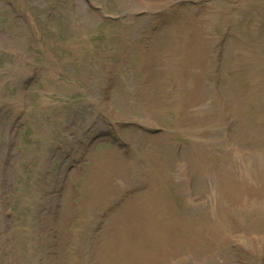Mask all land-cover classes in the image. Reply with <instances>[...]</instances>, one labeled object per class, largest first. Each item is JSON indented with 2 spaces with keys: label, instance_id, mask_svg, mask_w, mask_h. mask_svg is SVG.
Segmentation results:
<instances>
[{
  "label": "rangeland",
  "instance_id": "obj_1",
  "mask_svg": "<svg viewBox=\"0 0 264 264\" xmlns=\"http://www.w3.org/2000/svg\"><path fill=\"white\" fill-rule=\"evenodd\" d=\"M68 1L0 0V109L12 111L8 124L0 119V264H106L121 229H132L143 246L156 229L150 201L136 203L150 183L163 196L159 212L205 228L201 249L174 264H264V0H200L206 5L195 17L180 0H104L114 18L106 24L88 11L103 0H72L69 8ZM152 22L158 29L150 30ZM178 105L193 106L188 121L199 119L188 124ZM205 115L220 135L201 129ZM21 123L28 126L19 136ZM195 133L215 157L221 183L213 204L205 200L213 174L191 152L185 157L187 144L200 145ZM225 142L230 155L258 157L241 179L260 190L258 207L235 195L240 209L231 207L223 189L230 173L220 160ZM35 163L23 177V166ZM105 166L112 177L100 184ZM176 176L194 177L193 201L182 200ZM133 178L148 188L120 202L145 185ZM218 209L239 221L225 223ZM181 226L173 239L175 229L185 233ZM239 231L246 238L231 240ZM181 245H164L138 264H168L183 255Z\"/></svg>",
  "mask_w": 264,
  "mask_h": 264
},
{
  "label": "bare ground",
  "instance_id": "obj_2",
  "mask_svg": "<svg viewBox=\"0 0 264 264\" xmlns=\"http://www.w3.org/2000/svg\"><path fill=\"white\" fill-rule=\"evenodd\" d=\"M241 169H242V167H241ZM244 174H246L245 171L243 169L240 170L239 175H244ZM250 187H252V186L248 185L247 188H245V187H241V186L238 185V187L236 189L237 196L241 197L247 203H252L253 202V200L249 197L251 195V193H252V190H251ZM223 189H224V193H227V194L231 193V191L228 188L223 187ZM192 229H193V227H192ZM160 242H163V240H161ZM153 245H154V243L150 242V247H152ZM108 264H114V263L112 262V263H108Z\"/></svg>",
  "mask_w": 264,
  "mask_h": 264
}]
</instances>
